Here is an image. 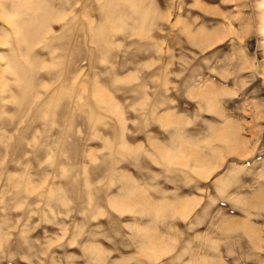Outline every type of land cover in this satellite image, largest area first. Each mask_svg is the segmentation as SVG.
<instances>
[{"label": "rangeland", "instance_id": "1", "mask_svg": "<svg viewBox=\"0 0 264 264\" xmlns=\"http://www.w3.org/2000/svg\"><path fill=\"white\" fill-rule=\"evenodd\" d=\"M0 264H264V0H0Z\"/></svg>", "mask_w": 264, "mask_h": 264}, {"label": "bare ground", "instance_id": "2", "mask_svg": "<svg viewBox=\"0 0 264 264\" xmlns=\"http://www.w3.org/2000/svg\"><path fill=\"white\" fill-rule=\"evenodd\" d=\"M180 203V202H179ZM181 204V203H180ZM183 205V204H182ZM181 206V205H180ZM183 207V206H182ZM249 232V231H248ZM252 233V232H251Z\"/></svg>", "mask_w": 264, "mask_h": 264}]
</instances>
